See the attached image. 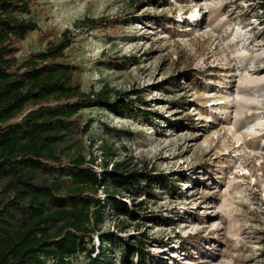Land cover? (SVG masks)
Segmentation results:
<instances>
[{
    "label": "rangeland",
    "instance_id": "obj_1",
    "mask_svg": "<svg viewBox=\"0 0 264 264\" xmlns=\"http://www.w3.org/2000/svg\"><path fill=\"white\" fill-rule=\"evenodd\" d=\"M138 2L36 0L29 18L38 29L14 41L9 56L23 71L69 30L65 62L76 67L74 83L85 92L108 87L111 101L121 94L139 112H81L67 153L94 160L103 173L120 164L170 180L153 183L149 194L141 179L131 191L109 189L134 218L109 207L92 258L139 264L125 258L123 239L146 241V264H264V27L255 7L250 0ZM85 19L102 20L100 28L75 27ZM5 196L12 193L0 183ZM109 196L97 195L105 203Z\"/></svg>",
    "mask_w": 264,
    "mask_h": 264
},
{
    "label": "trees",
    "instance_id": "obj_2",
    "mask_svg": "<svg viewBox=\"0 0 264 264\" xmlns=\"http://www.w3.org/2000/svg\"><path fill=\"white\" fill-rule=\"evenodd\" d=\"M250 1L264 27V0ZM35 2L0 0V183L8 184L12 193L0 199V264H79L75 259L81 255L90 259L87 264H108L92 258L105 214L111 207L117 215L134 218L109 189L131 191L141 179L149 194L153 183H171L163 176L151 180L148 174L129 172L120 164L103 173L95 169L94 160L67 153L76 145L81 112L100 108L125 118L139 111L121 94L111 101L108 87L85 92L74 83L76 67L65 62L69 30L59 43L34 54L23 71L16 69L17 62L9 59L12 45L38 29L29 18ZM101 22L85 19L75 27L98 29L94 26ZM183 74L192 82L198 80L197 73ZM62 178L69 185L63 186ZM101 190L111 195L107 203L97 197ZM107 241L115 240L110 236ZM121 242L125 258L137 256L139 264H146V241Z\"/></svg>",
    "mask_w": 264,
    "mask_h": 264
}]
</instances>
